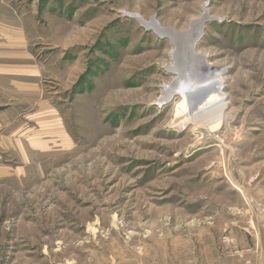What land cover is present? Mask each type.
Instances as JSON below:
<instances>
[{
	"label": "rangeland",
	"instance_id": "rangeland-1",
	"mask_svg": "<svg viewBox=\"0 0 264 264\" xmlns=\"http://www.w3.org/2000/svg\"><path fill=\"white\" fill-rule=\"evenodd\" d=\"M125 11L204 20L219 129ZM0 264H264V0H0Z\"/></svg>",
	"mask_w": 264,
	"mask_h": 264
},
{
	"label": "bare ground",
	"instance_id": "bare-ground-1",
	"mask_svg": "<svg viewBox=\"0 0 264 264\" xmlns=\"http://www.w3.org/2000/svg\"><path fill=\"white\" fill-rule=\"evenodd\" d=\"M140 19L149 28H154L163 37H169L175 46H179L175 52L176 63L170 67V71L178 74V78L174 86L168 85L167 90L170 99H176L177 94L182 98L177 113L178 125L183 127L186 124L206 122L212 130L219 129L223 123L225 107L221 78L217 69L204 65L197 55V44L204 36V31L202 35L200 32L204 20H194L189 30L180 32L163 27L156 21Z\"/></svg>",
	"mask_w": 264,
	"mask_h": 264
},
{
	"label": "water",
	"instance_id": "water-1",
	"mask_svg": "<svg viewBox=\"0 0 264 264\" xmlns=\"http://www.w3.org/2000/svg\"><path fill=\"white\" fill-rule=\"evenodd\" d=\"M125 13H127V14H129V15H131V16H135V17H136L137 15H140L139 13H130V12H127V11H125ZM207 14H209V11L207 12ZM137 18H139V20H141L140 17L137 16ZM153 18H154V17H153ZM143 24H144V23H143ZM203 27H204V26H203ZM203 27H202V25H201V29H200L201 35L203 34V29H202ZM167 28H168V27H167ZM170 28H172V27H170ZM174 30H176V29H174ZM205 58H206V57H205ZM175 81H176V80H175Z\"/></svg>",
	"mask_w": 264,
	"mask_h": 264
}]
</instances>
